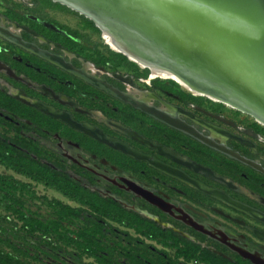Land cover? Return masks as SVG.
I'll return each mask as SVG.
<instances>
[{"label": "flooded vegetation", "instance_id": "af4514ba", "mask_svg": "<svg viewBox=\"0 0 264 264\" xmlns=\"http://www.w3.org/2000/svg\"><path fill=\"white\" fill-rule=\"evenodd\" d=\"M0 24L18 34L24 42L62 57L74 67V70L66 69L13 42L11 45L19 53L11 48L0 50V56L8 57L16 66L23 65L25 71L36 78L18 73L0 60V72L13 78H7L10 84L0 81L6 88L5 93L21 103L16 97L27 98L35 104L23 103L29 107L27 112L22 111L27 114L25 117L11 111L31 132L27 145L12 147L34 159L38 157L28 147L42 148L45 152L44 155L40 152L44 156L39 159L42 163L228 262L254 264L234 247L264 262L262 120L216 98L191 93L193 91L172 79L152 77L151 68L130 61L108 44L114 53L124 56L136 72L121 75L108 60L89 62L80 47L62 41L65 37L57 25L44 28V23L34 24L27 29L5 17H0ZM14 80L29 87L34 94L22 86L15 87ZM93 80L159 109L243 160L155 119L120 100L102 85L94 84ZM135 185L160 198L168 210L148 202L133 190ZM102 219L141 235L147 244L143 240L137 243L143 241L166 264H203L197 258L176 257L175 247L132 227ZM189 221L199 229L192 227ZM209 242L215 246L210 247ZM90 257L102 263L98 255Z\"/></svg>", "mask_w": 264, "mask_h": 264}, {"label": "water", "instance_id": "95a60500", "mask_svg": "<svg viewBox=\"0 0 264 264\" xmlns=\"http://www.w3.org/2000/svg\"><path fill=\"white\" fill-rule=\"evenodd\" d=\"M51 1L72 7L96 26L103 25L112 32L124 51L173 72L191 90H201L235 104L264 122V0ZM0 35L66 69L74 70L62 57L40 51L2 24ZM123 50L118 53L131 61L133 58ZM93 82L155 119L243 160L159 109L138 102L104 82ZM16 98L35 106L27 98ZM133 187L148 202L168 210V206L151 192L136 185ZM189 224L199 229L190 221ZM234 248L252 263L264 264L256 256Z\"/></svg>", "mask_w": 264, "mask_h": 264}, {"label": "rangeland", "instance_id": "374dc122", "mask_svg": "<svg viewBox=\"0 0 264 264\" xmlns=\"http://www.w3.org/2000/svg\"><path fill=\"white\" fill-rule=\"evenodd\" d=\"M0 17L27 29L34 24L44 23V28L57 25L65 37L62 41L80 47L87 61L108 60L121 75L136 72L126 58L122 60L120 54L109 48L102 39L101 31L90 20L63 5L50 0H0ZM11 44L0 35V50L11 48L19 53ZM7 78L13 80L12 76L0 72V81L7 82ZM14 81L17 84H14L15 87L22 86L34 94L26 85ZM0 91L6 92L1 82ZM43 101L48 102L46 98ZM24 124L10 110L0 108V136L6 144L22 148L29 143L30 127ZM0 174L12 176L24 185L10 191L0 186V256L6 261L14 264H166L148 249L146 241L133 230L103 220L88 207L64 197L54 188L32 181L1 164ZM50 201L76 208L74 218L62 220ZM36 221L50 225L55 223V231L44 235L32 226L31 222ZM77 234L94 242L102 263L77 249L73 241ZM137 240L146 244L143 241L137 243ZM208 244L215 246L212 242Z\"/></svg>", "mask_w": 264, "mask_h": 264}, {"label": "trees", "instance_id": "16d2710c", "mask_svg": "<svg viewBox=\"0 0 264 264\" xmlns=\"http://www.w3.org/2000/svg\"><path fill=\"white\" fill-rule=\"evenodd\" d=\"M44 31L48 32V29H44ZM119 56L125 59L124 56ZM0 60L9 64L10 67L12 69H15L18 73H24L27 77L36 80L35 77L25 71L23 65L16 66L15 63H10L11 60H9V58L5 56H0ZM11 106H13V108ZM0 108L15 111L22 117H25V115H27L23 114L22 111L29 110L28 106L14 100L11 96L6 94L5 91H0ZM28 150L31 153L35 154L38 159H34L30 155L24 154L14 147L6 144V142L0 136L1 165L9 167L16 173L25 175L34 181L54 188L62 195L74 201H77L83 206L88 207L99 218H108L118 221L128 227L134 228L136 231L143 233L144 235L152 239L157 240L162 244L175 247L176 257H183L185 259L197 258L203 264H241L237 262H228L223 258L207 251L206 249H201L198 245L192 242L182 240L171 231L163 230L155 223L137 215L134 212L125 210L116 205L114 202L89 191L87 188L81 186L77 181L69 178L63 172L55 170L47 164L42 163L39 160L40 158L44 157L41 155V153L43 155L45 154L42 148H39L38 146H29ZM0 186L10 191L16 189L18 186L24 185L18 180L14 179L12 176L0 174ZM50 203L57 209V213L62 220H69L71 218H74V214L77 211L76 208L63 204L59 201H50ZM31 224L32 226H36L35 228L44 233V235H48L52 231H55V223H52V225H50L36 221L35 223L31 222ZM73 241L76 243L77 249H79L82 253H85L88 256H97L96 250L94 248V242L91 241V239H88L82 234H77L75 235V240ZM0 264L14 263L6 261L5 258L0 256Z\"/></svg>", "mask_w": 264, "mask_h": 264}, {"label": "bare ground", "instance_id": "6f19581e", "mask_svg": "<svg viewBox=\"0 0 264 264\" xmlns=\"http://www.w3.org/2000/svg\"><path fill=\"white\" fill-rule=\"evenodd\" d=\"M68 8V7H67ZM72 8V7H71ZM71 8H69L70 10H72V11H75V9H71ZM75 12H77L78 14H80L78 11H75ZM93 24H94V22L92 21V20H90ZM95 25V24H94ZM95 27H97L100 31H101V33H102V39L105 41V43L106 44H108L114 51H120V50H123L121 47H120V45L118 44V41H117V39H115V37L113 36V34H112V32H110L107 28H105L103 25H95ZM124 51V50H123ZM124 52H126L127 53V55H129V56H131L133 59H131V61H133V62H137L138 64H140L141 66H148L149 68H151V76L152 77H161V78H163V79H172V80H174V81H176V82H179L180 84H181V86L182 87H184V88H186V89H188V90H190V91H193L194 92V94L195 93H201V94H205V95H208V96H210V97H212V98H216V99H218V100H220V101H223L224 103H228L229 105H231V106H233V107H236V108H239V107H237L235 104H232V103H230V102H226V101H224V100H222V99H220V98H217V97H215V96H213V95H210V94H208V93H204L203 91H201V90H191L189 87H188V85L180 78V77H178L176 74H174L173 72H171V71H169V70H166V69H164V68H161L160 66H157V65H153V64H150V63H147V62H144V61H142V60H139V59H137L136 57H134V56H132V55H130V52H128V51H124ZM130 57V58H131ZM198 91V92H197ZM201 91V92H200ZM19 97V96H18ZM24 98V97H23ZM239 109H241V108H239ZM242 110V109H241ZM244 111V110H243ZM246 112V111H245ZM255 116V115H254ZM256 117V116H255ZM258 118V117H257Z\"/></svg>", "mask_w": 264, "mask_h": 264}]
</instances>
